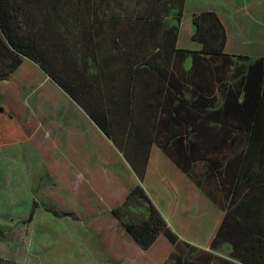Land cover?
Listing matches in <instances>:
<instances>
[{"label": "trees", "instance_id": "obj_1", "mask_svg": "<svg viewBox=\"0 0 264 264\" xmlns=\"http://www.w3.org/2000/svg\"><path fill=\"white\" fill-rule=\"evenodd\" d=\"M132 3L0 0V42L17 65L32 60L80 105L141 183L151 147L163 149L225 212L212 248L228 243L238 262L264 264V57L227 54L225 25L212 11L193 16L201 49H180L179 26L164 22L172 0ZM25 139L0 98V144ZM133 196L147 203L146 219L121 212ZM113 214L144 250L161 235L182 244L140 184Z\"/></svg>", "mask_w": 264, "mask_h": 264}, {"label": "crops", "instance_id": "obj_2", "mask_svg": "<svg viewBox=\"0 0 264 264\" xmlns=\"http://www.w3.org/2000/svg\"><path fill=\"white\" fill-rule=\"evenodd\" d=\"M205 11L215 12L223 21L227 54L251 60L264 57V0H185L181 22L172 24L179 26L180 49H201V44L192 39L196 30L193 16ZM184 28L187 31L183 33ZM0 50V98L26 136L24 141L0 144V257L18 264H242L232 258L230 244L212 248L224 210L163 149L157 144L151 147L141 183L123 152L35 62L21 57L17 65L18 58L6 52L2 42ZM192 66L193 57H189L184 67L190 70ZM39 71L56 85V96H69L89 120L62 123L60 114L71 112V102L67 107H58L61 102L52 100L51 91H44L51 90V86L25 84V75L33 78ZM52 131L67 134L70 141L74 136L78 138L80 150L91 151L99 161L96 166L110 173L115 181L110 200L101 196L95 201L97 205L113 206L111 213L94 214V220L107 223L97 228L67 230L66 234L73 233L76 240L63 242L60 249L40 241L39 237L47 232L39 228L41 206L34 198L40 186V142L47 141L49 145ZM86 170L94 172L92 168ZM139 184L178 235L181 245L161 235L150 249L144 250L115 217L113 209L123 207ZM34 202L38 207L29 221ZM140 213L143 220L148 217L147 203Z\"/></svg>", "mask_w": 264, "mask_h": 264}, {"label": "rangeland", "instance_id": "obj_3", "mask_svg": "<svg viewBox=\"0 0 264 264\" xmlns=\"http://www.w3.org/2000/svg\"><path fill=\"white\" fill-rule=\"evenodd\" d=\"M130 1L133 2L130 8L133 9L136 0ZM178 3V0H172L171 4L174 6L169 16L164 19L166 27L177 23ZM184 30L187 31L184 28L182 29L183 33ZM29 66L34 70V65L29 63ZM24 81L25 84L35 86H51V90L44 89V91H51L52 100L61 102L62 105H58V107L63 104L67 107L71 102V112L66 111L64 114H60L62 123L66 124L67 120H89L81 108L73 100H70L69 96L64 94L56 96V92H58L56 85L44 73L39 71L33 78L25 75ZM78 135L76 136L79 137ZM40 143L42 145L39 151L40 186L38 190H35L34 198L41 206L38 210L39 228L47 233L39 239L50 248L52 243L53 247L56 246L60 249L62 247L59 246H62L63 242L69 243L71 240H76L73 233L66 234L67 230L73 232L84 227L97 228L101 223H107L104 220H94V214L97 212L111 213L113 206L111 204L97 205L95 201L101 196L110 200L115 181L111 180L110 173L103 172L102 167L96 166L99 161L91 151L80 150L79 140L75 139V136L74 140L70 141L67 134L52 131L49 145L47 141ZM87 168L94 169V172L87 171ZM140 203L143 202L139 197H131L128 204L121 210L125 213L124 217L129 220L140 214L139 212L143 208V204L140 205ZM45 209L51 210L57 216L48 213ZM66 213H70L71 216L64 217L63 215ZM108 223L111 224L110 221Z\"/></svg>", "mask_w": 264, "mask_h": 264}, {"label": "water", "instance_id": "obj_4", "mask_svg": "<svg viewBox=\"0 0 264 264\" xmlns=\"http://www.w3.org/2000/svg\"><path fill=\"white\" fill-rule=\"evenodd\" d=\"M50 78V77H49ZM51 79V78H50ZM52 80V79H51ZM53 81V80H52ZM54 82V81H53ZM90 117V116H89ZM91 119V118H90ZM92 120V119H91ZM53 214V213H52ZM54 215V214H53Z\"/></svg>", "mask_w": 264, "mask_h": 264}]
</instances>
